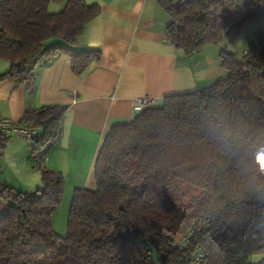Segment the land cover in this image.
Masks as SVG:
<instances>
[{
    "label": "trees",
    "instance_id": "16d2710c",
    "mask_svg": "<svg viewBox=\"0 0 264 264\" xmlns=\"http://www.w3.org/2000/svg\"><path fill=\"white\" fill-rule=\"evenodd\" d=\"M50 1L0 0V59L9 62L0 81L29 87L34 68L54 54L68 55L76 74L99 58L98 49L73 48L99 6L67 0L53 13ZM155 1L169 16L167 37L185 55L264 16V0ZM251 46L255 53L240 60L220 51L224 79L166 96L110 127L94 162L95 188L73 191L65 236L51 223L64 188L59 170L41 162L32 192L0 185L7 202L0 264H154L150 252L157 264H188L198 245L205 264H264V174L255 163L264 148V27ZM64 111H26L23 119L41 129L33 152L56 141ZM229 131L238 140L226 147L221 137ZM187 227L190 241L179 248Z\"/></svg>",
    "mask_w": 264,
    "mask_h": 264
},
{
    "label": "crops",
    "instance_id": "0c3cea01",
    "mask_svg": "<svg viewBox=\"0 0 264 264\" xmlns=\"http://www.w3.org/2000/svg\"><path fill=\"white\" fill-rule=\"evenodd\" d=\"M84 1L97 4L100 11L73 48L98 49L97 61L76 74L68 55L54 54L34 68L29 87L17 79L0 81V117L20 122L27 110L65 106L59 136L44 152H33L32 143L21 137L5 136L1 186L32 192L40 186L38 166L43 162L63 174L67 197L78 188L94 189V162L104 137L112 125L133 118L138 98L160 106L166 96L194 92L224 79L228 72L221 65L220 51L226 49L238 60L244 53H255L251 42L264 27L261 16L225 29L217 41L185 55L167 37L169 16L155 0ZM66 2L51 0L47 9L58 12ZM8 68L9 62L0 59V74ZM6 210L7 202L0 198V218ZM149 256L157 264L158 255Z\"/></svg>",
    "mask_w": 264,
    "mask_h": 264
},
{
    "label": "built area",
    "instance_id": "2783aa9c",
    "mask_svg": "<svg viewBox=\"0 0 264 264\" xmlns=\"http://www.w3.org/2000/svg\"><path fill=\"white\" fill-rule=\"evenodd\" d=\"M151 99L149 98H138L136 104L133 108V113L137 114L144 107L150 105ZM38 128L33 126V124L26 120L22 119L20 122H15L10 118L0 117V136H17L21 137L27 142L33 143L38 140ZM192 234V227H187L180 234L177 247L183 248L187 246L190 241ZM139 249L142 253H146L145 247L142 243L139 244ZM188 264H205V249L203 246L198 245L194 249Z\"/></svg>",
    "mask_w": 264,
    "mask_h": 264
},
{
    "label": "rangeland",
    "instance_id": "374dc122",
    "mask_svg": "<svg viewBox=\"0 0 264 264\" xmlns=\"http://www.w3.org/2000/svg\"><path fill=\"white\" fill-rule=\"evenodd\" d=\"M64 184H65V179H64ZM71 198L72 196L67 197L66 194L62 193V198L60 203L51 214V223L53 226V230L58 237H63L66 235L67 218H68V211L70 208ZM252 258H257V256L254 255L252 256Z\"/></svg>",
    "mask_w": 264,
    "mask_h": 264
},
{
    "label": "clouds",
    "instance_id": "9594fccd",
    "mask_svg": "<svg viewBox=\"0 0 264 264\" xmlns=\"http://www.w3.org/2000/svg\"><path fill=\"white\" fill-rule=\"evenodd\" d=\"M221 139L226 147H231L232 143L237 142L238 137L229 131L226 132L225 135L221 137ZM255 163L258 165L259 171L264 174V148L256 152ZM257 190H259V188Z\"/></svg>",
    "mask_w": 264,
    "mask_h": 264
},
{
    "label": "water",
    "instance_id": "95a60500",
    "mask_svg": "<svg viewBox=\"0 0 264 264\" xmlns=\"http://www.w3.org/2000/svg\"><path fill=\"white\" fill-rule=\"evenodd\" d=\"M165 257H166V255H165V254H163V253L160 255V258L162 259V261H164V260H165Z\"/></svg>",
    "mask_w": 264,
    "mask_h": 264
}]
</instances>
